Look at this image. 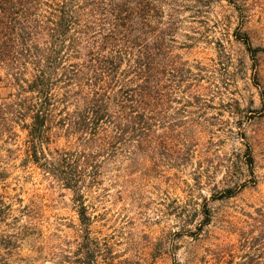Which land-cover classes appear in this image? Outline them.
<instances>
[{
    "label": "rangeland",
    "instance_id": "obj_1",
    "mask_svg": "<svg viewBox=\"0 0 264 264\" xmlns=\"http://www.w3.org/2000/svg\"><path fill=\"white\" fill-rule=\"evenodd\" d=\"M195 2L174 50L192 76L164 100L163 126L82 191L97 264H264V0ZM18 133L0 135V261L72 262L80 209L23 163Z\"/></svg>",
    "mask_w": 264,
    "mask_h": 264
},
{
    "label": "trees",
    "instance_id": "obj_2",
    "mask_svg": "<svg viewBox=\"0 0 264 264\" xmlns=\"http://www.w3.org/2000/svg\"><path fill=\"white\" fill-rule=\"evenodd\" d=\"M195 1L0 0V83L11 89L0 135L25 133L23 163L72 192L86 233L74 261L52 264H97L82 191L163 126L164 100L192 76L174 50Z\"/></svg>",
    "mask_w": 264,
    "mask_h": 264
}]
</instances>
